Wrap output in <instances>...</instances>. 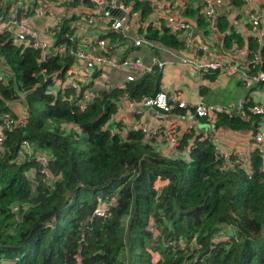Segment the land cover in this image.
Masks as SVG:
<instances>
[{
    "label": "trees",
    "instance_id": "16d2710c",
    "mask_svg": "<svg viewBox=\"0 0 264 264\" xmlns=\"http://www.w3.org/2000/svg\"><path fill=\"white\" fill-rule=\"evenodd\" d=\"M6 5L0 3V12ZM131 7L140 11L139 21L150 10L143 1H132ZM183 12L195 18L194 31L209 32L190 1ZM215 27L228 28L224 15ZM58 29L57 39L69 43L62 36L70 31L67 18ZM143 32L166 46L183 45L163 25L148 23ZM222 40L225 46L245 44L248 56L258 50L264 68V45L230 31ZM70 62L68 55L40 61L37 49L0 32V114L7 112L12 123L3 128L0 143V261L264 264V173L257 151L250 153L248 170L226 168L207 137L194 136L184 158L162 153L138 129L125 136L110 133L115 122L109 117L119 100L153 94L160 75L144 73L100 87L80 108L68 97L71 88L51 91L59 89L52 76H61ZM263 120L260 114L221 112L212 127L251 135ZM190 136L183 133L178 147ZM42 153L44 165L36 160Z\"/></svg>",
    "mask_w": 264,
    "mask_h": 264
},
{
    "label": "built area",
    "instance_id": "2783aa9c",
    "mask_svg": "<svg viewBox=\"0 0 264 264\" xmlns=\"http://www.w3.org/2000/svg\"><path fill=\"white\" fill-rule=\"evenodd\" d=\"M0 0L7 3L0 12V32H8L11 40L18 45L30 46L38 50L40 61L53 55H68L71 62L61 73L52 76L54 85L59 89L51 90L56 94L64 88H71L75 104L84 108L93 98L98 88H107L128 80H134L144 73H157L162 76L164 68L173 63H182L196 72H215L233 76L247 91L261 85L264 91V68L258 50L248 56L245 44L238 46L234 42L226 49L209 54L212 34L215 32L221 40L226 33L234 32L245 41L253 38L257 45H264V0H242L239 6L231 0ZM132 1H143L150 7L145 17L139 21L138 9L131 7ZM193 7L207 21L204 34L201 28L196 32L194 17L184 14L186 3ZM105 6L123 11L116 16L104 10ZM224 15L228 28L219 31L215 25L218 15ZM67 18L69 32L62 34L70 41L58 40L57 31ZM166 26L177 33L183 42L182 47L166 46L152 40L143 32L148 25ZM139 28H141L139 30ZM116 33L110 37L108 33ZM135 49L148 50V57L135 53ZM258 67L252 70V66ZM124 73L123 80L113 82L112 73ZM160 81V80H159ZM121 103L133 113L147 112L154 109L162 115L171 113L172 107L183 108L192 114V118L183 123L177 120L162 123L146 122L136 118L125 121L114 112L109 117L115 125L109 128L110 133L125 136L129 130H140L144 137H152V144L164 154L184 158L189 157V147L193 146V137H207L212 143L215 153L221 158L226 168L236 165L244 170L250 168V153L256 150L260 157V168L264 173V120L260 122L250 136L249 148H225L219 133L221 127H212L217 113L237 114L245 117L247 113L264 115V97L247 95L235 102L207 101L201 94L193 102H185L180 89L175 84L160 81L157 90L150 95H142L138 99L122 97ZM192 109V110H191ZM200 118L204 119L203 121ZM203 122V129L198 126ZM11 119L7 112L0 114V143L4 127H9ZM182 124V127L178 125ZM206 126L207 128H204ZM181 129V130H180ZM201 130L203 132H201ZM192 131V132H191ZM183 133H191L187 144L178 147ZM162 152V153H163ZM41 165L46 162V154L36 156ZM47 175V172L45 173ZM100 212V211H98ZM224 237V236H223ZM2 261H0L1 264Z\"/></svg>",
    "mask_w": 264,
    "mask_h": 264
},
{
    "label": "crops",
    "instance_id": "0c3cea01",
    "mask_svg": "<svg viewBox=\"0 0 264 264\" xmlns=\"http://www.w3.org/2000/svg\"><path fill=\"white\" fill-rule=\"evenodd\" d=\"M211 34L212 47L209 54H213L220 50L217 48L226 49L232 44L229 43V46H225L223 40H221V43L219 44L218 39L220 38L218 35L213 31ZM135 53L142 55L146 59L149 51L144 49H135ZM123 75L124 73L122 72L118 75L112 73L110 76L112 77L113 82H120L123 80ZM160 81L175 84L176 87L180 89L181 98L187 103L195 101L198 94H201L207 101L231 100L235 102L237 99H241L247 95H255L259 98L264 97V91L262 90L261 85L247 91L238 83V81L234 79L233 76H227L219 73L214 74L213 72H196L182 63L167 65L164 68L162 76H160ZM115 112H119L118 116L122 117L127 122H131L136 118H143L146 122L162 123L164 120H177L179 123H183L184 121H188L192 118V114H189L184 110L182 113H175L176 111H174L167 115H162L154 110L136 114L128 109L124 103H121L120 107ZM200 123L201 125L197 127H201L202 130H207L203 129V122ZM178 126L182 127V124H179ZM204 128L207 127L204 126ZM222 129L224 130L220 131L219 136L221 143H223L225 148H249L251 138L247 131H233L229 128ZM229 134H234L235 137H232Z\"/></svg>",
    "mask_w": 264,
    "mask_h": 264
},
{
    "label": "water",
    "instance_id": "95a60500",
    "mask_svg": "<svg viewBox=\"0 0 264 264\" xmlns=\"http://www.w3.org/2000/svg\"><path fill=\"white\" fill-rule=\"evenodd\" d=\"M118 1V0H117ZM116 1V2H117ZM104 10L107 11V12H110L112 14H115L116 16H121L122 14L125 15V13L123 11H118L117 9H113V8H110L109 6H105L104 7Z\"/></svg>",
    "mask_w": 264,
    "mask_h": 264
},
{
    "label": "rangeland",
    "instance_id": "374dc122",
    "mask_svg": "<svg viewBox=\"0 0 264 264\" xmlns=\"http://www.w3.org/2000/svg\"><path fill=\"white\" fill-rule=\"evenodd\" d=\"M152 110H154V109H152ZM155 111V110H154ZM156 112H158V111H156ZM159 113V112H158ZM161 114V113H160ZM201 125V123L200 122H198V126H200ZM230 136H232V137H235L234 136V134H229ZM159 150V149H158ZM163 152V151H162ZM164 153V152H163ZM168 155V154H167ZM173 156V155H172ZM151 224V222L149 221L148 222V224L146 223V227L147 226H149ZM231 231H232V229H230ZM223 238H226V234L224 235V237ZM179 243H181V240H179ZM195 247H197L198 246V244H196V245H194ZM4 260V259H3ZM8 262H5V261H2L1 262V264H7Z\"/></svg>",
    "mask_w": 264,
    "mask_h": 264
}]
</instances>
